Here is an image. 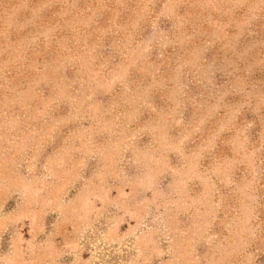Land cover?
<instances>
[{"label":"rangeland","instance_id":"rangeland-1","mask_svg":"<svg viewBox=\"0 0 264 264\" xmlns=\"http://www.w3.org/2000/svg\"><path fill=\"white\" fill-rule=\"evenodd\" d=\"M79 1L0 0V264H264V0Z\"/></svg>","mask_w":264,"mask_h":264},{"label":"trees","instance_id":"trees-1","mask_svg":"<svg viewBox=\"0 0 264 264\" xmlns=\"http://www.w3.org/2000/svg\"><path fill=\"white\" fill-rule=\"evenodd\" d=\"M78 5H79V7H82L83 5H84V1L83 0H80L79 2H78ZM102 21V20H101ZM101 21H100V23H101Z\"/></svg>","mask_w":264,"mask_h":264}]
</instances>
